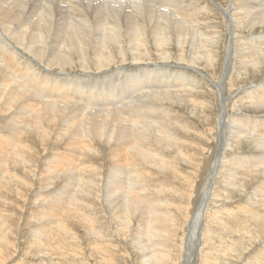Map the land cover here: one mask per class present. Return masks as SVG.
Returning <instances> with one entry per match:
<instances>
[{"label":"bare ground","instance_id":"1","mask_svg":"<svg viewBox=\"0 0 264 264\" xmlns=\"http://www.w3.org/2000/svg\"><path fill=\"white\" fill-rule=\"evenodd\" d=\"M166 1L172 4V8L174 7L173 1H176L175 4H178L176 5L177 10L166 8V2H162V0H131L133 6L130 7L129 11H126V8H121V4L125 2L124 0H101L99 10H97V5L96 7L90 5L87 7L86 4L80 3L78 0H64V5L57 4L58 8L56 4V6L52 5L47 0H41L40 2L36 0H0V28L10 32L4 34V37H0V109H5L3 114L7 113L4 117L0 115V118H3L0 122L3 125H0V179L3 178L0 182V193L4 192L6 195L4 199L10 200V204H6L5 208L0 206V234L5 229V234L13 232L10 229L14 228V223H16L12 219L15 216L19 219L18 222L22 224L23 229H21L28 234L27 236L32 237L37 242L34 245L30 244L33 248L32 253L41 252L43 254L38 242L41 239L49 240L47 237L50 238L55 234L57 236L54 237V240L60 238V241H66L63 246L67 247V240L72 236L74 230L70 227L71 222H74V211L78 208L82 209L79 206L86 204L91 209H86L87 211H84L83 215L92 225L90 227L92 228L91 232L96 229L102 234L100 235L101 238L110 240L112 243L111 246H108L110 247L109 250L104 249L100 253H102L105 260L106 257L108 258V253L109 256L112 254L117 256L108 260L109 262L106 260V264H123L120 254L126 252L125 249H127L122 248L125 244L124 238L119 237L122 234L117 230H115L116 235H118L117 241L114 240V235L111 233L114 230L112 229L114 228L113 224L118 227V231H123V228L127 231V225H130V222L120 227V217H127L128 214L129 219L132 216L137 217L140 212L145 214V217H149L146 212L150 215V225L147 222L146 224L155 230L148 231L143 228V231L136 232L133 238L137 240V237L140 236L137 243L153 242L155 253L152 256L142 257L144 252L148 251L147 245H140V249H134L139 244L133 242L131 245L133 249H130L127 261L130 264H171L168 244L163 243L164 246L162 247L160 242V240H170L171 235L174 234L171 231L173 229L168 228V222L173 223L175 229L184 228L182 227L184 222L185 231L194 235L195 233L198 234L196 231L200 229L203 221V227L200 230L203 244L213 241L215 237L221 242L219 245L211 242L206 247L205 245L201 246L199 250L201 264H209L211 259L218 256L219 253L225 256L229 252L234 253L241 249L244 250L247 247L246 245L257 241L261 246L257 248V251L254 250L249 253L250 258L244 264H264V239H262L264 238V119L257 116H248L237 111L244 107L242 106V104L245 105L244 101L258 109L264 107V82H253L250 88L242 92L238 91L237 95L228 92V95L233 94V97L236 96L230 101H232L233 110L237 112L228 117H226L228 114L227 101L222 98L221 93H219L220 99L216 97V99L221 100L220 112H217L219 113L218 126L221 129L224 126L229 127L228 133L230 134L222 140V145L218 143V135L220 134L213 136L215 144H217L214 148V156L211 159L215 160L211 165L212 170H214L211 178L213 186L211 187L210 183H207L204 191H202L203 194L201 193L202 200L197 206L198 183L190 189V177L186 176L185 171L180 169L179 165L181 164L178 163L176 158H179V160L182 158L184 162L193 164L196 159L190 156L188 159V154L185 155L184 147L187 142H185L186 139L184 140L183 136L177 133L181 125L177 118H172L175 114L171 106L173 103L182 104L184 100L188 105V99L194 97L192 95L193 89H201L200 84H202V81L192 79V75L190 73L186 75L185 71L178 70L180 71L178 72L162 68V65L163 67L164 65L168 66L167 63L172 58L191 65H188L189 68H194L193 64L199 66L196 62L202 59L213 65L215 45L218 44L220 31L216 32V29L211 28V23L214 20L217 21V14L219 18L223 19V27H227L228 24L230 29L235 32H231V34L227 30L232 39L231 46L233 45L237 49L235 50L237 51L235 52L236 56L232 60L235 63L234 72L239 76L243 72L253 70L252 73L250 72L252 76L255 71H260L264 68V34L253 35L255 32H252L257 26L264 28V0H228L229 4L227 5L222 4L221 1L219 3L217 0ZM158 3L160 5H157ZM95 12L98 14H95ZM214 15L215 18L210 17ZM242 27L249 30L251 36L244 35L245 37H242L237 29H242ZM224 32L227 33L225 30ZM212 33H215V35L217 33V37L214 35L212 37ZM149 35L153 37L154 44H152L158 50L157 58L164 63H155L156 67L154 66L153 69L147 70V72L131 71L132 73H127L128 70L125 68L128 66L118 67L117 70L115 69L118 71L117 75L114 74V77L109 79L114 82L109 81L105 86L99 84L97 79H91V75L84 77H81L83 76L81 75L77 78L70 74L59 75L58 77H56L57 74L56 76L53 74L52 67L64 68L66 65L69 66L70 62H73L71 58L74 54H77L79 57L78 63L84 69L89 68L91 61L97 69L109 71L107 68L110 64L116 65L118 62L122 63L123 60H126V53H122V49L125 48L122 46L124 43L130 46L126 49L130 53L132 52L131 59L133 61L138 62L146 59L148 58L147 38ZM226 41L228 42V40ZM5 42L9 43L6 45ZM175 47L178 52L173 54L171 49ZM229 47L226 46V48ZM89 49L93 51L94 57L92 58L88 57L87 52ZM187 50L190 53L184 56ZM149 51L151 50L149 49ZM115 53L120 54V60L115 59ZM215 59L218 58L215 57ZM134 65L138 68L140 66L139 63ZM63 70L61 71L63 72ZM123 75L126 76L125 80L134 84L135 87V82L139 83V87H136L137 89L134 91L136 92V98L140 100L142 98L139 96H142L148 98L149 101L137 105L135 104L137 99L130 96L134 92L128 93L127 91L128 94H124L123 90L127 88V84L126 82L122 84L120 82ZM153 76H155L154 80L150 81L149 78H153ZM260 77L262 78V76ZM224 78H226L225 80L229 79V74H225ZM233 78L235 77L233 76ZM253 79L257 80V77ZM91 80H93L95 87L92 84L89 85ZM262 80L264 81V78ZM10 81L13 83L12 86L9 85L11 84ZM228 84V81L227 83L224 82L225 87ZM219 85L221 84L219 83ZM207 86L209 87V85ZM233 86L232 89L235 87ZM238 86H240V83H238ZM217 87L219 91V86L217 85ZM204 89L206 90L205 87ZM221 92L223 94V91ZM202 93L204 94V92ZM195 94L197 95V93ZM206 98L202 102L197 101L202 105L210 104V100L214 97L210 100ZM197 101L194 102L195 105L198 104ZM214 114L216 116V113ZM211 115L213 116V113ZM140 120H142V123L139 125ZM27 128L39 139L53 137L54 141V139L59 138L60 134L68 135L67 143L71 146L80 144L84 147L83 151L85 150L88 153L85 158L83 157L82 162L80 161L83 165L78 161L75 152L69 151L72 154L68 158V155L60 154L58 150L51 148L53 151L50 155L52 157L51 163L54 168L57 167L58 170L59 167L65 166V170L49 171L52 176H49V180H45L47 175L45 174V177L43 175L47 168L44 167L42 168L43 171H39L34 167L35 165H32L29 158L30 152L33 150L30 146L35 143H32V145L26 143L25 145L23 135ZM196 128L195 130H197ZM28 129L27 131H29ZM29 134L27 135L29 136ZM242 138L255 147L256 152L254 154H244L246 151L243 152L245 147H242ZM93 140L94 142L102 141L107 146L110 145L111 148H114V157L116 156L123 163L121 165L124 169L115 166V170L111 168L113 172L110 178L103 176L101 179L100 174L97 173V165L87 167L86 164L92 163L96 151ZM56 141L58 142L59 139ZM34 142H37V145L39 144L38 141ZM191 142L193 141H190L189 144ZM95 146L97 145L95 144ZM36 152L39 154L38 150ZM191 154L193 155L192 152ZM197 154L195 153L196 156ZM74 156L77 157L76 161L82 166L76 171L72 168L75 161H71L73 160L71 157ZM36 157H33L32 160ZM46 157L48 156L46 155ZM8 163H14L13 169L9 168L12 171L10 176L6 175ZM193 168H197V166ZM108 171L105 173L111 172V170ZM17 176L20 178L18 182H16ZM25 176L27 178L34 177V181L35 179L38 181V186L33 192L30 191V188L34 186L31 183L32 179L28 181ZM71 179L74 182H71ZM168 179L172 180L171 182L175 181L174 184H171ZM54 182H57V185ZM37 183L35 181V186ZM51 184H53L52 187H50ZM46 187L47 189H45ZM17 189L19 193L25 190L23 192L27 193L25 198L28 195L27 200H31L27 216L22 213L23 205L27 201L21 198L24 201L23 203L18 200L16 202L13 194L16 193L17 195ZM201 189L203 190V188ZM235 193L239 194V198L237 200L233 199L235 201L228 200L232 195H236ZM9 194H13V196ZM185 199L188 200V207L186 208L182 204ZM71 202H74V204ZM64 203H71V210H67V205ZM15 204L17 208L14 207ZM17 209L19 212H17ZM30 212L37 215H47V217L41 219L39 216H32L31 219L34 218L36 223L33 226L31 225V228L26 229L25 226H28L26 222L32 223L29 220ZM77 214L79 215L81 212ZM78 215L77 217H80ZM145 217L144 219H146ZM111 224L112 228L108 227ZM146 224L141 227H147ZM144 234L148 236L146 241L141 240ZM25 238H21L22 243ZM1 243L4 244L3 241ZM217 243L219 242L217 241ZM97 245L94 244V247ZM58 247H61V244ZM249 249L251 250V248ZM6 251L10 253L8 250ZM135 251L141 257L140 255L137 257L134 254ZM91 255H93L92 252ZM185 255L187 254L185 253ZM18 258H15L11 263L23 264L18 262L20 261V258ZM185 258L184 264H190L192 257L186 256ZM0 260L2 259L0 258ZM22 261H24V258ZM0 264H4L3 260Z\"/></svg>","mask_w":264,"mask_h":264},{"label":"rangeland","instance_id":"2","mask_svg":"<svg viewBox=\"0 0 264 264\" xmlns=\"http://www.w3.org/2000/svg\"><path fill=\"white\" fill-rule=\"evenodd\" d=\"M37 2H40L41 0H36ZM49 3H51L52 5H64V3H63V1L64 0H47ZM80 3H84V4H86L87 5V7L90 5L91 7H96V5H97V10H99L98 8L100 7L99 6V4L100 3H102L101 2V0H78ZM125 2L123 3V4H121V8L123 9V8H126V11H129L130 10V7L131 6H133L131 3V0L129 1V0H124ZM128 1V2H127ZM166 2V4L165 5H167V6H165L166 8H171V9H176L177 10V6L176 5H178V4H175V2L176 1H173V5H174V7L172 8V4H170V3H168L166 0H162V2ZM216 1V0H215ZM215 1H213V2H215ZM219 3H220V1L222 2V4H224V5H227V4H229V1L228 0H217ZM224 2V3H223ZM177 3V2H176ZM226 3V4H225ZM170 4V5H169ZM55 5V6H56ZM58 5H57V8H58ZM157 5H160L159 3L157 4ZM168 5H169V7H168ZM54 6V7H55ZM98 12V11H97ZM97 12H95V14H98ZM211 15V14H210ZM216 16H217V21H213V23H211V25H212V27L211 28H214V29H216V32H219V35L216 33V35H215V33H212V37H213V35L215 36V37H217V35L219 36L218 37V44L217 45H215V55H214V62H213V65H212V63H210V64H208V63H206L205 62V60H200L199 62H196V63H198L199 64V66H197V65H195V64H193L192 66H195L194 68H189V66H191V65H189V64H187V63H185V62H180V61H177V60H175L174 58H172L167 64H168V66H165L164 65V67H163V65H162V68H168L169 70H176V71H178V70H180V71H185L186 72V75L188 74V73H190L192 76H191V78L192 79H194V80H196V79H200L201 81H202V84H200V87H201V89H193V91H192V95L194 96V97H191V98H189L188 99V101H187V103H188V105L186 104V100H184L183 102H182V104H179V103H173L172 104V106H171V109L173 110V113L175 114H173L174 116H172V118L173 119H178L179 120V122H180V125H181V127H184V128H181V127H179V129H178V134H180L181 136H183V138H184V140H185V142H187V145L184 147V152H185V155L186 154H188V157L187 156H184V157H187L188 159L190 158V157H195V159L196 160H199V161H196V160H194V164L193 163H186V162H184L183 160H182V158L179 160V158H176L177 159V161H178V163L179 164H181V165H179L180 166V169H182V171L184 170L185 172V174H186V176H188V177H190V189H191V187L194 185V186H196L197 185V183H198V185H197V188H198V200H197V203H196V205L198 206L199 204H200V202H201V200H202V198L201 197H203L202 195H201V193L203 194V192L202 191H204V188L206 187V185H207V183L209 182L210 183V185H211V187L213 186V182H212V174H213V171L214 170H212V164H213V162L215 161V160H211L212 158H213V156H214V148L216 147V145L217 144H215V139H214V137L213 136H215V135H217L218 133L220 134V135H218L219 136V142L218 143H221L222 142V140L223 139H225L230 133H228L229 131H228V129H229V127L227 128V127H223L222 129L218 126V124H219V121H218V114L219 113H217V112H220L219 111V107H220V102H221V100H219L220 99V95H219V93H221V95H222V98H224L226 101H227V111H228V114H227V116L226 117H228V116H230V115H232V114H236L237 112L236 111H234L233 110V104H232V101H230L231 99L233 100L234 98H236V96H232L233 94H235V95H237L236 93H238V91H244L245 89H248V88H250L251 86H252V84H253V82L254 83H262V82H264L262 79L264 78V68H262V69H260V71L258 70V71H255V76H253L254 74H252V76H251V73L253 72V70L252 71H250L249 70V72H243V74L241 73L239 76L237 75V73L236 72H234L235 70H233L234 68V64L235 63H233L234 61H232V60H234V58H235V56H236V53L235 52H237V51H235V50H237L236 49V47L234 48V46L232 45L231 46V43H232V39H231V37H230V34L229 33H231V32H234L233 30H231L230 29V27H229V25L227 24V27L225 26V28L223 27V19L222 18H219L218 17V15L216 14ZM211 18H215V15L214 16H210ZM217 22H218V24H217ZM214 24V25H213ZM237 24V23H236ZM217 25H218V27H217ZM215 26V27H214ZM217 27V28H216ZM223 27V28H222ZM192 28V27H191ZM229 28V29H228ZM207 29V28H206ZM238 30H239V32L238 33H240L241 34V36L242 37H245V36H251V33L249 32V30H246V29H244L243 27H242V29H240V28H237ZM3 30V31H2ZM4 30H6V29H2V28H0V37H4V34H7V33H10V32H8L7 30V32L6 31H4ZM224 30L227 32V30L229 31V33L227 32V33H225L224 32ZM241 30V31H240ZM264 28L263 27H260V26H257L256 28H255V30L252 32V33H254L255 32V34H253V35H260V34H264ZM210 31H212V30H210ZM213 31H215V30H213ZM243 31V32H242ZM262 31H263V33H262ZM3 32H5V33H3ZM100 32H104V31H100ZM258 32H259V34H258ZM225 33V34H224ZM235 33V32H234ZM3 36H2V35ZM97 34H98V32H97ZM220 34H221V36H220ZM232 34V33H231ZM99 35V34H98ZM245 35V36H244ZM223 36H226V37H223ZM223 37V38H222ZM216 39V38H215ZM226 40H228V42L226 41ZM147 41H148V58H146V59H142V60H139L138 62H136V61H133L132 59H131V56H132V52L130 53V51H128V49H126V48H128V47H130L127 43L125 44H123L122 46L123 47H125V48H123L122 49V53H126V60H123V62L121 63V62H118V63H116V65L115 64H110L109 65V67L107 68V69H109V71H107L106 69V71H103L102 69H97L96 67H94V65L91 63V61H90V64H89V68H87V69H84V68H82L80 65H79V63H78V61H79V57L77 56V54H74V56H72V58H71V60L73 61L72 63L70 62V65L68 66V65H66V66H64V68H61V67H57V66H54V67H52V70L54 71V73L53 74H55V76H56V74H57V76L56 77H58L59 75H65V74H70V75H72V76H76L77 78H79L78 76H81V75H83V76H81V77H84V76H89V75H91V79H93V80H95V79H97L98 81V83L99 84H104V86H105V84H107L109 81H111V80H109L110 78H113L114 77V74L115 75H117V72L118 71H116L117 70V68L118 67H122V66H128L127 68H125V69H127L128 70V72L127 73H132V72H142V73H144L145 71L147 72V70H150V69H153L154 68V66L156 67V65H154L155 63H157V62H162V63H164L163 61H161V60H159L158 58H157V49L155 48V46L153 45L154 44V39H153V37H151L150 35L148 36V38H147ZM220 41H224V42H220ZM230 41V42H229ZM149 42H150V44H149ZM9 42H5V44L7 45ZM153 43V44H152ZM222 45V46H221ZM221 46V47H220ZM226 46L227 47H229V48H226ZM225 47V48H224ZM152 48V49H151ZM154 48V49H153ZM217 48H219V49H217ZM223 48V49H222ZM149 49L151 50V51H149ZM228 49V50H227ZM129 50H130V48H129ZM172 50V51H171ZM170 51L171 52H173V54L175 53H177L178 51L176 50V47L175 48H173V49H171ZM189 50V49H188ZM188 50H187V52L186 53H184V56H187L189 53H188ZM218 50H221V51H219L218 52ZM227 50V51H226ZM93 51L91 50V49H89L88 50V52H87V54H88V57L90 58H92V57H94V55H93V53H92ZM150 53H152V54H150ZM228 53V54H227ZM233 53V54H232ZM131 54V55H130ZM220 55H222L221 57H219ZM153 56V57H152ZM218 56V57H217ZM77 57V58H76ZM114 57H115V59L116 60H120V54H118V53H115L114 54ZM119 57V58H118ZM215 57L216 58H218V59H215ZM223 57V58H222ZM225 57V58H224ZM155 58H156V60H155ZM221 58H222V60H221ZM128 59V60H127ZM131 59V60H130ZM144 60V61H143ZM174 60V61H173ZM126 61V62H125ZM133 62V63H132ZM147 63V64H145V63ZM152 62V63H151ZM176 62V63H175ZM205 62V63H204ZM138 64L139 63V68L138 67H136L134 64ZM141 63V64H140ZM151 63V64H150ZM220 65H219V64ZM224 63V64H223ZM76 64V65H75ZM120 64V65H119ZM124 64V65H123ZM145 64V65H144ZM176 64V65H175ZM184 64V65H183ZM186 64V65H185ZM206 66H205V65ZM223 64V65H222ZM228 64V65H227ZM189 65V66H188ZM233 65V66H232ZM79 66H80V68H79ZM205 66V67H204ZM208 66H210L209 68H207ZM94 67V68H93ZM160 67V66H159ZM176 69H175V68ZM221 67H223V68H221ZM58 68H60V69H58ZM69 68V69H68ZM91 68V69H90ZM139 70H138V69ZM149 68V69H148ZM180 68V69H179ZM197 68V69H196ZM205 68V69H204ZM219 68H220V70H219ZM62 69H64L63 70V72L61 71ZM74 69V70H73ZM116 69V70H115ZM195 69V70H194ZM207 69V70H206ZM40 70V69H39ZM98 70V71H97ZM142 70V71H141ZM144 70V71H143ZM201 70H203V72H201ZM209 70V71H208ZM213 70V71H212ZM262 70V71H261ZM51 71V70H50ZM56 71V72H55ZM112 71V72H111ZM132 71V72H131ZM180 71H178V72H180ZM206 71V72H205ZM220 71V72H219ZM221 71H223L222 73H221ZM60 72V73H59ZM69 72H71V73H69ZM88 72V73H87ZM96 74H95V73ZM98 72V73H97ZM194 72V73H193ZM205 72V73H204ZM227 72V73H226ZM251 72V73H250ZM248 73V74H247ZM250 73V74H249ZM75 74V75H74ZM225 74H229V79H227V80H225L226 78H224L225 77ZM126 75V74H125ZM152 75V74H151ZM195 77H194V76ZM206 75V76H205ZM210 75V76H209ZM219 75H222L221 77L219 76ZM243 77H242V76ZM258 75V76H257ZM103 76V77H102ZM209 76V77H208ZM233 76L235 77V78H233ZM238 76V77H237ZM260 76H262V78L260 77ZM73 77V78H74ZM123 78H124V81H123V78L122 79H120L119 81L121 82V84L123 83V82H126V84H127V88L126 89H124L123 90V92H124V94H128L129 92L131 93V92H134L137 88L136 87H139V83H137V82H135V84H136V87L134 86V84H131L130 82H127L126 80H125V77L126 76H122ZM213 77V78H212ZM256 78L257 77V80L256 79H253V78ZM154 78H155V76H153V78H149L150 79V81H152V80H154ZM221 78V79H220ZM238 78V79H237ZM108 81H107V80ZM207 79H209V80H207ZM212 79V80H211ZM220 79V80H219ZM233 79V80H232ZM236 79V80H235ZM93 80H91V82H89V85H93L94 87H95V85H94V83H93ZM118 80V79H117ZM117 80H115V81H117ZM200 80H198V81H200ZM214 80V81H213ZM103 81V82H102ZM197 81V80H196ZM227 81L229 82V84L227 85V87H225L224 86V82H226L227 83ZM233 81V82H232ZM236 81V82H235ZM240 81V82H239ZM243 81V82H242ZM262 81V82H261ZM111 82H114V81H111ZM207 82H210V83H207ZM217 84H216V83ZM9 83H11V81L9 82ZM204 83V84H203ZM219 83L221 84V85H219ZM237 85H235V84ZM238 83H240V86H238ZM12 84L13 83H11V84H9V85H11L12 86ZM242 84V85H241ZM246 84V85H245ZM88 85V86H89ZM207 85H209V87L207 86ZM210 85H212L211 87H210ZM215 85V86H214ZM217 85L219 86V91H218V87H217ZM235 87H234V86ZM122 86V85H121ZM232 86L234 87L233 89H232ZM204 87L206 88V90L204 89ZM225 89H223V88ZM214 88V89H213ZM222 88V89H221ZM232 90H231V89ZM240 88V89H239ZM217 89V90H216ZM202 90V91H201ZM210 90V91H209ZM231 90V91H230ZM128 91V93H126ZM212 91V92H211ZM218 93H217V92ZM221 91H223V94H222V92ZM235 91V92H234ZM197 93V95L195 94V93ZM202 92H204V94L202 93ZM207 92V93H206ZM228 92H229V94H231L232 92H233V94L232 95H228ZM200 93V94H199ZM215 94V95H214ZM218 94V95H217ZM217 95V96H216ZM226 95H228V96H226ZM130 96H132V97H135L136 98V92H134L133 94H130ZM197 96V97H196ZM208 96V97H207ZM214 97V98H212V97ZM139 97H141L142 99H140V100H138V98H136L137 99V101L139 102H137V101H135V104H137V105H139V104H141V102L142 103H145V102H147V101H149V99L148 98H143L142 96H139ZM209 98V99H207V98ZM216 97L217 98H219V99H216ZM227 97V98H226ZM231 97V98H230ZM131 98V97H130ZM194 98V99H193ZM201 98V99H200ZM207 99V100H210L211 98V100H210V104H204V105H202V103L200 104L198 101H200V102H202V100H204V99ZM229 98V99H228ZM132 99V98H131ZM228 99V100H227ZM198 100V101H197ZM193 101V102H192ZM198 102V104H199V106H198V104L196 103V105H195V103L194 102ZM243 103H245V105H243L242 104V106H244V107H242L241 109H243V108H245V109H243V110H237V111H239L240 113H245L246 115H250V116H257V117H262L263 119H264V107L262 108V107H259V109L258 108H256V107H254V106H251L250 105V103L249 104H247L246 103V101H244ZM232 104V105H231ZM194 105V106H193ZM219 105V106H218ZM229 105H231L230 107H229ZM206 106H207V108H206ZM211 106V107H210ZM216 106V107H215ZM217 106H218V108H217ZM261 106H263V105H261ZM173 107V108H172ZM210 107V108H209ZM193 108V109H192ZM194 108H196V110H194ZM201 108H202V110H201ZM2 109V110H1ZM0 109V115H2L3 117H4V115L5 114H7V113H5V114H3L4 113V111H5V109L4 108H1ZM200 109V111H201V115H200V111L198 112V110ZM210 109V111H208ZM218 109V110H217ZM248 109V110H247ZM190 110V111H189ZM192 110V111H191ZM207 110V111H206ZM217 110V111H216ZM245 110V111H244ZM255 111H256V113H255ZM198 112V113H197ZM231 112V113H230ZM254 112V113H253ZM206 113V114H205ZM208 113V114H207ZM213 113V116L211 115V114ZM214 113H216V116H215V114ZM253 114V115H252ZM255 114V115H254ZM257 114V115H256ZM180 115V116H179ZM187 115V116H186ZM196 115V116H195ZM190 116V118H188ZM1 117V116H0ZM197 118V119H196ZM206 118V119H205ZM209 118V119H208ZM2 119L3 118H0V122H2ZM191 120V121H190ZM210 120V121H209ZM212 120V121H211ZM216 120V121H215ZM172 121V119L170 120V122ZM175 121V120H174ZM217 121H218V123H217ZM126 123H127V121H125ZM140 123H138L139 125L142 123V120H140L139 121ZM210 122V123H209ZM213 122H215V123H213ZM217 123V124H216ZM197 124V125H196ZM207 124V125H206ZM231 124V126L232 127H234L233 126V124L232 123H230ZM0 125H1V123H0ZM180 125H178V126H180ZM209 125H210V127H209ZM1 126H3V125H1ZM0 126V127H1ZM197 127V128H196ZM212 127H214V128H212ZM215 127H216V129H215ZM188 128V129H187ZM195 128L197 129V130H195ZM227 128V129H226ZM28 129V128H27ZM27 129H25V131H24V135H23V139H24V142H25V145H26V143L28 144H30V145H32V143H35V144H33L32 146H30V148L31 149H33V150H31V155L28 153V155H30L29 156V158H30V160H31V162H32V165H35L34 167L35 168H37L39 171H43L44 169H42V168H44V167H46L47 168V170L45 171V173H44V175H43V177H45L46 175V177H45V180L46 179H48L49 180V178L52 176L51 174L52 173H50V172H53V171H61V170H65V166H61V167H59L58 168V170H57V167H56V169L54 168V165L51 163L52 161H51V159H52V157L50 156L51 155V152H53L52 151V149L51 148H53L54 150L56 149V150H58L59 151V153L60 154H63V155H68V158H70L69 156H70V154H72L73 152H75L74 154H77V155H75V156H77L78 157V161L80 162H82V159H84L86 156H87V152L84 150L83 151V148L84 147H82L80 144L78 145V144H76V146H71L69 143H67L68 141H67V137H68V135H66V134H60V136H59V141L57 142L56 140H58V139H54V141H53V137H51V138H48V137H45L44 139H39V138H37L35 135H34V133L32 134L31 132L32 131H30L29 129V131H27ZM207 129H209V130H207ZM211 129V130H210ZM219 129V130H218ZM205 130V131H204ZM223 130V131H222ZM27 131V132H26ZM183 131V132H182ZM194 131V132H193ZM196 131V132H195ZM208 131V132H207ZM222 131V132H221ZM29 132H30V134H29ZM202 132V133H201ZM205 132V133H204ZM210 132V133H209ZM213 132V133H212ZM217 132V133H216ZM214 133H216V134H214ZM27 134H29V136L27 135ZM197 134H199L198 136H197ZM213 134V135H212ZM224 134V135H223ZM33 135V136H32ZM32 136V137H31ZM65 136V137H64ZM189 136V137H188ZM200 136V137H199ZM210 136V137H209ZM26 137H28V138H26ZM62 137H63V139L65 138V140L63 141V139H62ZM221 137V138H220ZM31 138H34V139H30ZM27 139H29V140H27ZM38 139V140H37ZM62 139V140H61ZM192 139V140H191ZM33 140V141H32ZM40 140H41V142L43 141L44 142V140H45V142L43 143H41L40 142ZM242 147L244 148V149H246V150H244L243 149V152L244 151H246V152H244V154H248L249 155V153H251V154H254L255 152H256V150H255V147H253L247 140L245 141V139L244 138H242ZM28 141H30V142H28ZM32 141V142H31ZM34 141H38L39 142V144L37 145V142H34ZM190 141H193V142H191V144H189L190 143ZM195 141H196V143H198V144H196L195 143ZM202 141V142H201ZM48 142V143H47ZM200 142V143H199ZM213 142V143H212ZM54 143V144H53ZM93 145H94V147H95V149H96V151H95V157L93 156V161H92V163L91 162H89L88 164H86V166L87 167H89V165H90V167H91V165H97V169H98V172L97 173H99L100 174V176H101V179H102V177L103 176H107L108 178H110L111 177V174H112V172H113V170L112 169H116V167L117 166H119V168H121V169H124L123 167H122V165L121 164H123L122 162H120L117 158H116V156L114 157V153H115V150H114V148H111L110 147V145L109 146H107L105 143H103L102 141H95L94 142V140H93ZM47 144V145H46ZM63 144V145H62ZM95 144L97 145V146H95ZM189 144V145H188ZM200 144V145H199ZM203 144H205L204 146H203ZM212 144H213V146H212ZM49 145V146H48ZM50 145H53L54 147H50ZM64 145H65V148H64ZM69 145L71 146V148L69 147ZM102 145V146H101ZM191 145V146H190ZM211 145V146H210ZM215 145V146H214ZM221 145H222V143H221ZM44 146V147H43ZM56 146H57V148H56ZM105 146V147H104ZM201 148H200V147ZM73 147V148H72ZM75 147V148H74ZM80 147V148H79ZM108 147H109V150H108ZM200 149H199V148ZM220 147V146H219ZM59 148V149H58ZM76 148H78V149H76ZM99 148V149H98ZM100 148H102V149H100ZM197 148V149H196ZM70 149V150H69ZM39 151L38 153L39 154H37V152L36 151ZM73 150V151H72ZM81 150V151H80ZM211 150V151H210ZM36 153H34V152ZM41 151V152H40ZM69 151H71V152H69ZM194 151H198V152H194ZM203 151H204V153H203ZM249 151V152H248ZM251 151V152H250ZM111 152V153H110ZM191 152L193 153V155L191 154ZM79 153V154H78ZM85 153H86V155H85ZM195 153H198V154H200V155H198L197 154V156L195 155ZM203 153V154H202ZM211 154V157H210V154ZM35 154V155H34ZM83 154V155H82ZM205 154V155H204ZM213 154V155H212ZM46 155L48 156V157H46ZM99 155V156H98ZM106 155V156H105ZM195 155V156H194ZM35 156H37L36 158L38 159H36V158H34L33 160H32V158L33 157H35ZM38 156H40V157H38ZM71 157V158H73V160H71V161H75V163H74V165H73V169L76 171L78 168H80V167H82L81 165H83V164H81V162H80V164L81 165H79V162L78 161H76L77 160V157ZM102 156H104V157H102ZM113 156V157H112ZM190 156V157H189ZM42 157V158H41ZM84 157V158H83ZM208 157H209V161H208ZM76 158V159H75ZM96 158V159H95ZM101 158H103V159H101ZM66 159V158H65ZM204 159V160H203ZM101 160V161H100ZM113 160V161H112ZM201 160V161H200ZM207 160V161H206ZM35 161H38V162H35ZM95 161H97V162H95ZM98 161H99V163H101V164H99L98 163ZM105 162V163H104ZM111 162V163H110ZM114 162V163H113ZM201 162V163H200ZM205 162H206V164H205ZM212 162V163H211ZM36 163H37V165H36ZM116 163H118V164H116ZM197 163H199V164H197ZM78 164V165H77ZM190 164V165H189ZM197 164V165H196ZM201 164V165H200ZM8 166H7V168H8V172L6 173V175L7 176H10L11 175V173H12V171L11 170H9V168L11 169H13V167H14V163H8L7 164ZM10 165V166H9ZM100 165V166H99ZM4 166H6V165H4ZM41 166V167H40ZM116 166V167H115ZM196 167L197 166V168H193V167ZM198 166H200V167H198ZM206 166V167H205ZM40 167V168H39ZM63 167V168H62ZM109 169H108V168ZM61 168V169H60ZM112 168V169H111ZM60 169V170H59ZM90 169V168H89ZM187 169V170H186ZM196 169H199V170H196ZM22 170V169H21ZM110 171L111 170V172L110 173H105V172H107V171ZM50 171V172H49ZM108 171V172H109ZM21 172V171H20ZM195 172H198V173H195ZM193 173V174H192ZM200 173V174H199ZM23 174V173H22ZM46 174V175H45ZM50 174V175H49ZM189 174V175H188ZM197 174V175H196ZM109 175V176H108ZM23 176V175H22ZM50 176V177H49ZM203 176V177H202ZM26 177V176H25ZM196 177V178H195ZM201 177V178H200ZM106 178V177H105ZM19 177L17 176V181L16 182H18L19 181ZM26 179H28V181H30V179H32L31 180V183H32V185H34V186H32L31 188H30V191H32L33 192V190L38 186V181L35 179V181H36V186H35V181H34V177H29V178H27L26 177ZM207 179H208V181H207ZM3 180V178H1L0 179V182ZM202 180V181H201ZM44 181V180H43ZM71 182H74V180H70ZM108 181H110V179H108ZM168 181L169 182H171L172 180H169L168 179ZM175 182V181H174ZM174 182H171V184L173 183L174 184ZM176 182H179V181H176ZM195 182V183H194ZM54 184H56L57 185V182H54ZM204 184V185H203ZM53 186V184H51L50 185V187H52ZM186 186H188L187 184H186ZM34 187V188H33ZM49 187V186H48ZM33 188V189H32ZM201 188H203V190L201 189ZM45 189H47V187L45 188ZM201 189V190H200ZM29 191V192H30ZM170 191H171V189H170ZM17 192H18V189H17ZM23 192H25V190H22V192H18L17 193V195H16V193H13L14 195H15V198H16V202H17V200L19 201V202H24L22 199H24V200H26L27 202L23 205L24 206V208H23V214H25V216H27L28 214H29V205H30V203H31V200L29 201V200H27L28 198H27V196H26V198H25V195L27 194V193H23ZM164 192H166V191H164ZM240 192V191H239ZM239 192H237V193H239ZM23 193V195L21 196V194ZM237 193H235L236 195H232V197L229 199L228 198V200H231V201H235V200H237L238 198H239V194H237ZM13 194H9V195H11V196H13ZM21 197H20V196ZM6 197V195H5V193L4 192H2V193H0V206H2V207H6V204L7 205H9L10 204V200L9 199H4ZM20 197V198H19ZM19 198V199H18ZM22 198V199H21ZM30 199V198H29ZM233 199H235V200H233ZM186 200V201H185ZM183 202L184 203H182L184 206H185V208L186 207H188V200L187 199H185ZM186 202V203H185ZM72 204H74V202H71ZM71 203H64V204H66L67 206H66V208H67V210H71V207H70V205H72ZM5 205V206H4ZM16 206V204L14 205V207ZM26 207V208H25ZM79 207H81L82 209H80V208H78L77 210H75L74 211V214H73V219H74V222H71V224H70V227L72 228V229H74L73 230V234H72V236L67 240V244H66V246L67 247H64L63 245H64V242H66V241H60V238L59 239H56V240H54V237L55 236H57V234H55V236H51L50 238L49 237H47L49 240H47V239H41L38 243H40V248H41V251H43V254H41V252H33L32 253V251H33V248H32V246L31 245H34V244H37V242L34 240V239H32V237H29V236H27L28 234H26V232L24 231V230H22L23 229V227H22V224H21V222H18L19 221V219L18 218H16L15 216H14V218H12L13 219V221H15L16 223H14V228H12V229H10V231H13L12 233H8V234H5V230L3 231L2 230V232H1V234H0V237H1V242L3 241L4 242V244L3 243H1L0 242V258L3 260V263L4 264H9V263H11L12 261H14L15 260V258L17 259L18 257L20 258V261H18L19 263H23V264H106V262L108 261V260H110V259H112L113 257H117V256H115L114 254H112L111 256H109V253H108V258L106 257V260H105V258H103V256H102V253H100V252H102V250H104V249H108L109 250V248L110 247H108V246H111L112 245V243H111V241L110 240H104L103 238H101L100 237V235H102V234H100L96 229H95V231H92L91 232V229L92 228H90V227H92V225L90 224V222H89V220L86 218V216L85 215H83L85 212L84 211H87L86 209H91L90 207H88V206H86V204H84L83 206H79ZM15 208H17V207H15ZM69 208V209H68ZM28 210V211H27ZM66 210V209H65ZM97 210V209H96ZM101 211V210H100ZM99 211V212H100ZM17 212H19L18 211V209H17ZM81 212V214H77V213H80ZM28 213V214H27ZM146 214L149 216V217H145L146 215L145 214H141V212L139 213V217L137 216V217H135V216H132L131 218H129L128 219V214H127V217L126 216H121L120 218L121 219H119L120 220V222H121V225H120V227H122V226H125V224H127V222H130V225H127V231H125V229L123 228V231H118V227H116L114 224H113V226H114V228H112V224L110 225V226H108V227H111L112 229H114L113 231H111V233L114 235V240L115 241H117V237H118V235H116V232H115V230H117V232H119V233H121L122 235H120L119 237H123L124 238V243L125 244H123V246H122V248L124 249V248H127V249H125V251L126 252H124V253H121L120 254V258H121V260L123 261V264L125 263V264H130V263H128L127 261H128V259H129V254H130V249H133V247L131 246L132 244H133V242L136 244L137 242H138V240H139V237L140 236H138L137 238V240L136 239H134L133 238V235L136 233V232H139L140 230L141 231H143V228L145 229V230H148V231H152L154 228H150V227H148L147 226V224H146V222L147 223H149L148 225H150V222H151V217H150V215L146 212ZM30 215L31 216H29V220H30V222H32V223H29V222H26L27 224H28V226H25L26 227V229L27 228H31L32 226H33V224L34 223H36V221H35V219L34 218H32L31 219V217L32 216H35V217H41V219L42 218H46L47 217V215L45 216V215H37V214H35V213H32V212H30ZM77 215L78 216H80V217H77ZM145 215V216H144ZM144 217L146 218V219H144ZM24 218V217H23ZM150 218V219H149ZM10 219V218H9ZM17 220V221H16ZM84 220V221H83ZM148 220V221H147ZM149 220H150V222H149ZM132 221V222H131ZM140 221V222H139ZM182 221V220H181ZM143 222H145V223H143ZM204 222V221H203ZM203 222H202V224H201V226H200V229H197V233L198 234H194L193 235V233H188V231H185V223L183 222V226L182 227H184V228H181V227H179V229H175V227L173 226V223H171V222H168V228H170V229H173V230H171L172 231V233H174L173 235H171L172 237H170V240H160V242H161V244H162V247L164 246L163 245V243H165V245H167L168 244V250H169V255H170V258H171V264H184V262H185V257L187 256V257H192V259H191V263L190 264H201V257H200V255H199V250H200V248H201V246H203V245H205V247L206 246H208L209 245V243H214L215 245H219L220 244V242H221V240H219V239H217L216 237L213 239V241H209L208 243L206 242V244L204 243L203 244V241H201V234H200V230L202 229V227H203ZM84 223V224H83ZM140 223H142V224H140ZM26 224V225H27ZM76 224V225H75ZM89 226H88V225ZM138 224H139V226L141 227L142 225L144 226L145 224H146V226L148 227V229H147V227H139L138 226ZM32 225V226H31ZM91 225V226H90ZM172 225V226H171ZM22 228V229H21ZM150 228V229H149ZM187 228H188V226H187ZM186 228V229H187ZM20 229V230H19ZM79 229V230H78ZM90 229V230H89ZM183 229V230H182ZM155 230V229H154ZM175 231V232H174ZM4 232V233H3ZM186 232V233H185ZM17 233V234H16ZM24 233V234H23ZM91 233V234H90ZM222 233V232H221ZM95 234H97V235H94ZM95 238H94V237ZM99 236V237H98ZM143 237L141 238V240H143V241H146V237H148L147 235H142ZM188 236V237H187ZM218 236V235H217ZM22 237H26L25 238V240H24V242L22 243V240H21V238ZM68 237V236H67ZM187 237V238H186ZM189 237H191V238H189ZM200 237V238H199ZM31 241H30V240ZM53 241H52V240ZM173 239V240H172ZM189 239V240H188ZM262 239H264V238H262ZM28 240H29V242H28ZM33 240V241H32ZM46 240V241H45ZM103 240V241H102ZM184 240V241H183ZM185 240H186V242H185ZM119 241H120V239H119ZM217 241L219 242V243H217ZM33 242V243H32ZM55 242V243H54ZM60 242V244H61V247H58V246H60V244H58V243ZM120 242H122V241H120ZM169 242V243H168ZM182 242H184V244H182ZM248 242V241H247ZM10 243V244H9ZM56 243H57V246H56ZM95 245H97V246H95L94 247V244ZM201 243V244H200ZM1 244H3V245H1ZM8 244V245H7ZM29 246H28V245ZM31 244V245H30ZM44 244V245H43ZM85 244V245H84ZM109 244V245H108ZM137 244H139V245H137L138 247L136 248V247H134V249H140V245H142V246H144V245H147V249H148V251H145L144 252V254L142 255V257H145L146 255H150V256H152L154 253H155V251L153 250V248L155 247L154 246V244H153V242H140V243H137ZM10 245V246H9ZM51 245V246H50ZM195 245H198V246H195ZM1 246H3V247H1ZM5 246V247H4ZM12 246V247H11ZM54 246V247H53ZM247 247H246V249H241L240 251H238V252H234V253H231V252H229L228 254H225V256L224 255H220V253H219V255L218 256H214V258H212L211 259V261L209 262V264H244L245 263V261L246 260H249V258H250V252L251 251H257V248H259L261 245H260V243H259V241H257V242H253L252 244L250 243V244H248V245H246ZM53 247V248H52ZM69 247V249H67ZM102 249H101V248ZM166 247V246H165ZM193 247V248H192ZM205 247H203V248H205ZM56 250H55V249ZM61 248V249H60ZM63 248V249H62ZM95 248V249H94ZM100 248V249H99ZM199 248V249H198ZM249 248H251V250L249 249ZM11 249V250H10ZM23 249H25V250H23ZM248 249V250H247ZM2 250V251H1ZM6 250H8L10 253H8ZM14 250V251H13ZM79 250V251H78ZM88 252H87V251ZM96 250H98V251H96ZM81 251H83V252H81ZM14 252V253H13ZM91 252H92V254L93 255H91ZM243 252V253H242ZM1 253H4V254H1ZM40 253V254H39ZM46 253V254H45ZM54 255H52V254ZM57 253V254H56ZM69 253V254H68ZM88 253V254H87ZM185 253L187 254V255H185ZM49 254V255H48ZM61 254H62V256H61ZM67 254V255H66ZM87 254V255H86ZM97 254H99V255H97ZM134 254L137 256V257H139V255L140 254H138L136 251L134 252ZM231 254V255H230ZM241 254V255H240ZM22 255V256H21ZM95 255V256H94ZM18 256V257H17ZM84 256V257H83ZM122 256V257H121ZM197 258H196V257ZM247 256V257H246ZM24 258V261H22V259ZM41 257V258H40ZM140 257H141V255H140ZM194 257V258H193ZM246 257V258H245ZM18 258V259H19ZM87 258V259H86ZM2 260H0V262H2ZM6 260V261H5ZM8 260V261H7ZM28 260V261H27ZM58 260V261H57ZM34 261V262H33ZM65 261V262H64ZM71 261V262H70ZM79 261V262H78ZM102 261V262H101ZM103 261H104V263H103ZM131 261V260H130ZM176 261H177V263H176ZM37 262V263H36ZM62 262H64V263H62ZM109 262V261H108ZM133 262V261H132ZM175 262V263H174ZM193 262V263H192ZM12 264V263H11Z\"/></svg>","mask_w":264,"mask_h":264}]
</instances>
